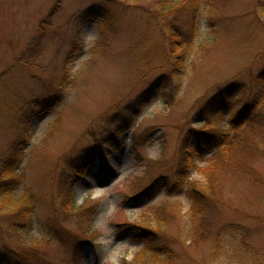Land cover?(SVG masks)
<instances>
[{
	"label": "rangeland",
	"instance_id": "1",
	"mask_svg": "<svg viewBox=\"0 0 264 264\" xmlns=\"http://www.w3.org/2000/svg\"><path fill=\"white\" fill-rule=\"evenodd\" d=\"M130 3L0 0V179L34 200L22 230L1 221L0 264H264L255 0L203 4L195 28ZM168 26L191 45L172 52Z\"/></svg>",
	"mask_w": 264,
	"mask_h": 264
},
{
	"label": "trees",
	"instance_id": "2",
	"mask_svg": "<svg viewBox=\"0 0 264 264\" xmlns=\"http://www.w3.org/2000/svg\"><path fill=\"white\" fill-rule=\"evenodd\" d=\"M131 1V5L137 4L139 0H127ZM152 2L155 4L157 11L160 12V14H174L173 20H179L181 21V18H178L179 15L185 11V14L187 13V17H192L194 19V28L198 26L197 18L200 14V9L202 8L203 4H206L204 7L207 6V11L212 10L210 7L213 5H217L219 0H189L187 3L191 7V10H188L185 8L186 0H152ZM255 11L258 12L261 18L264 19V0H255ZM178 15V17L176 16ZM190 15V16H189ZM183 16V15H181ZM186 16V15H185ZM169 40L171 43V49L172 52H174L175 47H186L188 48L191 45L190 41L182 40L180 34L175 30V28H171L170 26L167 27ZM255 82L261 83V87L264 88V69H261L258 74L253 78ZM259 106L264 107V97L261 99H258V102L254 105L255 108ZM250 143V141H249ZM249 145V144H248ZM248 148V146H247ZM245 149V148H243ZM246 157H250L247 153L245 154ZM242 156L243 152H242ZM5 169V170H4ZM1 172L2 179H0V182L4 184L11 183L13 180H15L18 175L15 174V171L13 169H10L8 167L4 168ZM209 182H206V185H209V187H201V197L207 193H213L214 192L210 189L212 187V177L209 178ZM73 181V180H72ZM72 182L67 186V189L65 190V201L63 202V208L66 210H69V212L73 211L74 208V202L72 200V194L70 193ZM193 187L191 185L189 188ZM0 223L3 221L5 224H7L8 232L9 229H15L17 231L22 230V227H18L17 223L19 218H22L27 221V219H30V216L33 213V207H34V200L32 195L29 193V190L24 189L21 193H18L16 189H14L11 184H8L6 186L1 187L0 192ZM189 196V195H188ZM187 196V197H188ZM189 200V213L193 216H197L198 219H204L206 216V209L205 204L203 202H196L192 197H190ZM179 202L176 200L173 202V204H178ZM5 208V209H4ZM80 209V208H79ZM78 209V210H79ZM4 210H8L5 214L3 213ZM207 218V217H206ZM3 250H0V261L4 262L5 260L10 259L12 256V252L10 254H7L4 251V254L2 252ZM14 253V252H13ZM19 255V254H18ZM20 256V255H19ZM25 261L27 258H23ZM139 263L135 264H163V260L160 259L159 254L155 251H151L149 255H145L142 253L140 257L137 258Z\"/></svg>",
	"mask_w": 264,
	"mask_h": 264
}]
</instances>
